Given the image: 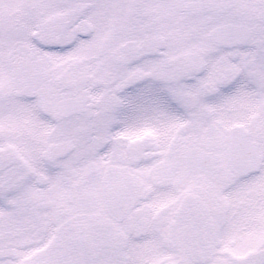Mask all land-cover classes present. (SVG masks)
I'll return each mask as SVG.
<instances>
[{
	"label": "snow or ice",
	"instance_id": "obj_1",
	"mask_svg": "<svg viewBox=\"0 0 264 264\" xmlns=\"http://www.w3.org/2000/svg\"><path fill=\"white\" fill-rule=\"evenodd\" d=\"M0 264H264V0H0Z\"/></svg>",
	"mask_w": 264,
	"mask_h": 264
}]
</instances>
